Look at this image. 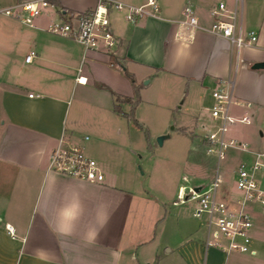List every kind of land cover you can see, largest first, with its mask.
I'll return each mask as SVG.
<instances>
[{"label": "crops", "instance_id": "obj_1", "mask_svg": "<svg viewBox=\"0 0 264 264\" xmlns=\"http://www.w3.org/2000/svg\"><path fill=\"white\" fill-rule=\"evenodd\" d=\"M28 1L33 0H0V8ZM116 1L130 6L146 2ZM156 1L159 14L135 23L110 13L117 39L110 51L85 50L78 42L47 32L53 22H74L92 11L97 0H54L31 25L0 14V264H264L254 258L257 246L250 232L248 253L207 247V234L194 217L196 203L189 213L175 202L181 187L175 196L164 193L158 198L137 191L124 176L115 175L112 161L98 159L84 139L87 136H76L82 110L87 109L83 89L107 92L114 102L109 111L122 117L115 106L125 114L130 111L125 112L124 105L129 110L131 106L117 103L110 92L134 100L133 86L139 97L138 79L166 73L197 83L203 98L211 99L207 86L229 83L234 99L249 105L233 106L232 115L251 114L246 126H253L247 143L235 130L241 124L231 127L230 137L252 151L264 148L260 128L262 124L264 128V68L251 69L254 63L264 62V0L240 4L237 25L255 32L257 42L241 48L238 56L226 39L200 30L189 33L177 23L189 6L198 24L208 28L214 7L205 9L199 0ZM236 6V2L231 8L224 5L223 15L237 17ZM30 53L31 60L25 62ZM78 90L81 95L70 113L72 92ZM94 109L97 114L102 110L98 105ZM195 124L203 129L199 117ZM75 145L107 174L101 184L47 169L53 149ZM97 148L111 151L103 141ZM239 157L238 163L250 159L241 152ZM166 201L172 205L166 206ZM251 206L253 222L256 215Z\"/></svg>", "mask_w": 264, "mask_h": 264}, {"label": "rangeland", "instance_id": "obj_2", "mask_svg": "<svg viewBox=\"0 0 264 264\" xmlns=\"http://www.w3.org/2000/svg\"><path fill=\"white\" fill-rule=\"evenodd\" d=\"M199 1L205 9L212 7L217 9L219 2L228 8L233 7L235 3L234 0ZM245 3L246 0L237 3V22L240 6ZM46 11L44 10L42 15ZM118 14L121 18V13ZM177 66L180 68L182 64L179 63ZM137 82L139 102L132 113L139 127L132 121L113 115L109 111L114 102L107 92L85 88L83 97L87 109L82 110L84 113L78 120L76 136H87V144L98 154V159L105 157L112 161L115 175L124 176L126 184L137 191L147 192L158 198L164 193L175 196L178 187H193L197 183L207 187L214 180L216 162L205 156L202 136L208 131V125L211 123L210 109L213 101L208 97L200 96L197 83H188L179 76L161 73L157 76L150 75L144 80L138 79ZM219 86L212 84L207 86L206 91L210 95L211 91ZM80 92L79 90L72 92L70 113L75 109ZM96 105L102 109L99 114L96 113V108L94 109ZM123 108L125 112L130 111L126 105ZM197 117L206 126L205 129L195 124ZM81 120L85 123L80 124ZM252 128V125L235 126L242 142H248V134ZM260 128L263 129V124ZM165 134H169V137L158 146L156 139ZM101 141L111 149L110 152L99 151L97 146ZM239 156L240 152L228 149L219 163L216 199L230 207H236L235 200L240 196V192L235 187L233 173ZM175 202L179 208H185L189 213L193 212L196 203L189 200L185 205H179L177 197ZM171 205V201L166 204V206ZM251 205L256 215L250 230L254 246H257L254 258L264 263V209L258 204ZM198 220L201 232L207 234V215L201 214Z\"/></svg>", "mask_w": 264, "mask_h": 264}, {"label": "built area", "instance_id": "obj_3", "mask_svg": "<svg viewBox=\"0 0 264 264\" xmlns=\"http://www.w3.org/2000/svg\"><path fill=\"white\" fill-rule=\"evenodd\" d=\"M53 1L20 2L12 7L0 8V14L21 24L31 25L44 10L52 7ZM239 1L241 0H235L236 3ZM224 11V5L219 3L212 13L213 22L208 28H202L192 8L186 6L177 23L189 33L200 30L214 37L226 39L238 56L241 48L256 44L257 35L253 31H242L237 25L235 14L225 16ZM112 12L121 13L126 22L135 23L145 17H156L160 9L156 0H146L140 6H130L116 0H97L92 11L80 14L74 22H53L47 26V32L78 42L85 50L110 51L117 46V39L110 27L109 15ZM32 56V53L28 54L24 61L29 62ZM77 81L81 82L82 79L79 78ZM210 95L213 101L210 109L211 123L208 125V131L202 136V143L205 156L216 162L215 177L207 187L201 186L198 192L193 190L195 187L179 188L177 199L181 204L189 200L196 202L194 217L199 218L201 214L207 215V247L216 248L224 253L233 251L248 253L250 252L249 232L253 224L249 206L258 204L264 209V148L260 151H252L247 144L230 137L231 127L235 124L249 125L252 115L243 113L238 118L232 115L233 106L248 108L249 105L234 99L229 83L212 90ZM205 128L206 126L203 125V129ZM262 136L264 137V128ZM84 139L87 140V137ZM228 149L250 157L248 161H240L233 172L235 187L240 192V196L235 200L236 207H230L216 199L219 163ZM47 169L90 184H101L104 180V173L96 160L86 155L81 147L76 145L65 148L58 146L53 149ZM7 231L13 234L12 228L7 227Z\"/></svg>", "mask_w": 264, "mask_h": 264}, {"label": "trees", "instance_id": "obj_4", "mask_svg": "<svg viewBox=\"0 0 264 264\" xmlns=\"http://www.w3.org/2000/svg\"><path fill=\"white\" fill-rule=\"evenodd\" d=\"M110 65L112 67H115L116 65V62L114 61V58L112 56H110ZM131 83H133V81L131 80ZM99 88H103V89H106V87H104L103 85H98ZM133 89H134V100L130 99V98H126V97H120V96H117L115 95L114 93L110 92L111 95L114 97L115 101L117 103H127L131 106V110L129 113L125 114V113H122L120 111V109L118 108V106H115L114 108V111L121 115L122 117L132 121L137 127H139V124L136 122V120L134 119V116H133V113L132 111L134 110L136 104L138 103V92H137V88L135 86H133Z\"/></svg>", "mask_w": 264, "mask_h": 264}, {"label": "water", "instance_id": "obj_5", "mask_svg": "<svg viewBox=\"0 0 264 264\" xmlns=\"http://www.w3.org/2000/svg\"><path fill=\"white\" fill-rule=\"evenodd\" d=\"M264 68V62H258V63H254L252 66H251V69L252 70H260V69H263ZM169 137V134H165V135H162V136H159L157 139H156V142L158 144V146H161L163 141L165 139H167ZM201 187H195L193 190L195 192H198L200 191ZM185 199H187V196H185Z\"/></svg>", "mask_w": 264, "mask_h": 264}]
</instances>
